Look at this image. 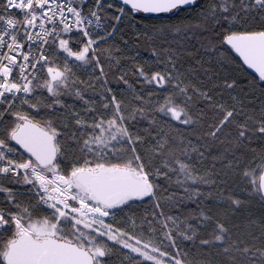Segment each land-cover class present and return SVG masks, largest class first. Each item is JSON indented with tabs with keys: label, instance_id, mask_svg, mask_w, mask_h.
<instances>
[{
	"label": "snow or ice",
	"instance_id": "6c2138e0",
	"mask_svg": "<svg viewBox=\"0 0 264 264\" xmlns=\"http://www.w3.org/2000/svg\"><path fill=\"white\" fill-rule=\"evenodd\" d=\"M0 264H264V0H0Z\"/></svg>",
	"mask_w": 264,
	"mask_h": 264
}]
</instances>
